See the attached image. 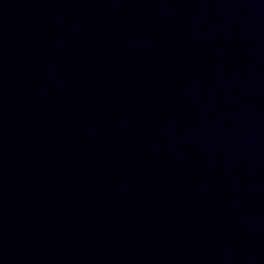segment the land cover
<instances>
[{"label": "water", "instance_id": "1", "mask_svg": "<svg viewBox=\"0 0 264 264\" xmlns=\"http://www.w3.org/2000/svg\"><path fill=\"white\" fill-rule=\"evenodd\" d=\"M0 264H264V0H0Z\"/></svg>", "mask_w": 264, "mask_h": 264}]
</instances>
